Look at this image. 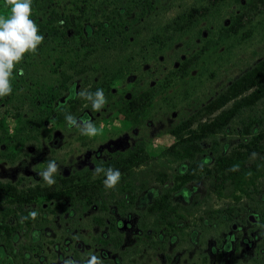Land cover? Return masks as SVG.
I'll return each mask as SVG.
<instances>
[{"label": "rangeland", "instance_id": "1", "mask_svg": "<svg viewBox=\"0 0 264 264\" xmlns=\"http://www.w3.org/2000/svg\"><path fill=\"white\" fill-rule=\"evenodd\" d=\"M44 1L47 10L69 15L78 14L77 10L83 7L96 10L104 2ZM160 2L150 27L146 29L142 23L140 31L123 44L111 71L93 75L104 84L107 103L99 111L92 108L91 102L86 108L91 115L88 120L102 128L101 135L90 138L76 126L65 128L48 123L40 129L43 151L34 153V163L28 164L27 158V164L17 161L12 165L0 156V181L10 190L13 186L23 188L37 181L43 183L41 176L33 180V175L45 170L49 160L59 165L57 174L90 172L93 170L87 169L90 164L105 163L117 154L142 147L141 164L121 172L115 188H106L104 181L101 186L102 196L116 208L136 204V209H143V226L135 230L134 237L116 235V241L121 243L116 242L113 249H104L108 256L103 257V248L94 239L95 210L85 205L84 199L64 206L61 202L42 200L25 204V215L11 224L18 246L30 248L34 243L33 232L39 234L36 249L30 251L36 263L40 256L44 257L41 264H63L59 261L61 257L73 256L75 261L87 262L91 255L99 257L103 264H260L264 260V98L245 122L251 131L245 143L254 145L252 158L258 161L256 170L231 182H221L207 172L195 170L192 179L181 183L184 163L165 154L175 141L170 133L172 127L183 120H190L196 127L217 116L219 111L208 113L205 104L226 94L232 79L264 55V2ZM8 9L4 0H0V15L9 16ZM237 16L242 19L233 31L232 22ZM189 21L195 25L187 27ZM65 54V49L57 47L46 50L44 55H31L24 72L31 88L38 83H53L64 66L58 67L60 55L64 60ZM18 96V90L12 91L3 97L8 103L0 102V118L6 120L9 132ZM133 96L140 98L143 109L135 117L127 113V102ZM241 126L233 123L225 141L216 137L210 142L218 150L224 147L229 152L245 150L238 136ZM150 191L173 196L166 213L146 208ZM6 203L1 196L0 215ZM32 211L38 213L34 220L29 216ZM248 214L259 218L261 224L250 222ZM232 223L236 224L235 230ZM231 232L238 237L236 240H229ZM226 244L230 245L228 250H224Z\"/></svg>", "mask_w": 264, "mask_h": 264}, {"label": "trees", "instance_id": "2", "mask_svg": "<svg viewBox=\"0 0 264 264\" xmlns=\"http://www.w3.org/2000/svg\"><path fill=\"white\" fill-rule=\"evenodd\" d=\"M43 1L32 0L30 18L38 25V34L44 40L38 45L35 54L29 52L24 55L11 77L12 91H19V96L14 100L12 132H9L6 120L0 118V156L12 165L17 161L27 164V158L30 161L28 164L33 163L30 150L40 151L39 134L42 126L55 123L65 128H74L75 126L69 127L67 124L65 116L68 114L77 121L91 118L86 108L91 101L79 96V93L94 94L97 89L105 87L93 75L110 70L119 56L117 52L122 51L123 44L128 43L129 38L140 31L141 24L144 23L146 29L150 27L161 3L160 0H104L96 10L83 7L77 10L78 14L69 15L55 9L47 10ZM209 1L219 3L225 0ZM8 11L10 12V8ZM241 19V16L235 17L232 22L233 31L237 30L235 26L240 24ZM194 25V22L189 21L186 26ZM184 27L185 25L182 26ZM57 47L66 51L64 60L60 55L58 67L64 66L57 79L51 84L38 83L31 88L24 77V72L30 65L28 58L31 55H44L46 50L53 51ZM228 89L226 94L205 104L206 112L219 111L213 119L204 120L196 127L190 120H183L170 130L175 141L166 148L165 154L184 163L185 166H181V183L192 179V172L195 170L207 172L221 182L234 181L256 170L258 161L252 158L255 155L254 145L245 143L251 133L245 122L246 117L257 110L259 102L264 98V55L234 77ZM139 101L140 98L135 96L128 100L127 113L131 117L138 116L143 111ZM0 102L8 103L3 97H0ZM236 122L242 124L238 136L240 145L245 146V150L229 152L227 147L219 150L214 148L210 141L216 137H223L225 141L227 130ZM143 151L142 147L132 149L126 155L109 160L105 169L111 167L123 172L127 169V164L133 166L143 161ZM76 172L56 174V183L52 186L36 183L23 188L13 186L9 190L0 181V197L4 196L7 201L0 215V264L38 263L30 256V251L36 249L34 245L28 248L15 244L16 231L11 223L25 215V204L37 200L75 204L84 197H90L92 183L75 180L79 177ZM82 176L92 177L91 173H84ZM169 198L171 194L163 192L160 197L156 196L151 200V208L166 213ZM115 228L114 224L112 230L117 234ZM38 237L39 234L33 232V241H37ZM66 260H71L74 264H86L83 260L75 261L73 256L59 259L63 264ZM260 264H264V260Z\"/></svg>", "mask_w": 264, "mask_h": 264}, {"label": "clouds", "instance_id": "3", "mask_svg": "<svg viewBox=\"0 0 264 264\" xmlns=\"http://www.w3.org/2000/svg\"><path fill=\"white\" fill-rule=\"evenodd\" d=\"M10 8V15H0V97L10 95L12 92L11 77L15 66L19 64L26 53H36L44 37L39 33L36 22L31 19L32 0H4ZM79 96L91 101L92 108L96 111L107 103L103 89L93 93L80 92ZM69 127L76 126L82 135L95 137L102 134V128H97L91 120L77 121L72 115L65 116ZM60 171L59 165L54 160H49L45 170L38 173L48 186L56 183L55 175ZM95 175L104 173V185L108 189L115 188L120 182L122 173L111 167L105 169L98 166L94 169ZM38 213L32 211L29 216L34 220ZM27 219V217L25 218ZM64 264H74L66 260ZM86 264H103L99 257L91 255Z\"/></svg>", "mask_w": 264, "mask_h": 264}, {"label": "flooded vegetation", "instance_id": "4", "mask_svg": "<svg viewBox=\"0 0 264 264\" xmlns=\"http://www.w3.org/2000/svg\"><path fill=\"white\" fill-rule=\"evenodd\" d=\"M41 146H42V144H41ZM41 151H43V150H41V148H40L39 152H41ZM30 152H31L30 157L32 158V161L34 163L35 157H33V155L35 152H37V150L35 151V150L31 149ZM128 152H126L124 154H117V155L113 156L111 159H115L117 157H120V155H126ZM97 156H100V154L97 153ZM37 158H38V156H37ZM111 159H109V160H111ZM109 160H107V162ZM102 162L103 161L95 162L94 165L90 164L87 169L92 168L93 170H91L90 172L83 171V172L77 173V174H79V177L75 178V180H77V181H89L92 183V186H91V192L92 193H90L91 196L90 197H84L82 199H84L85 205H87V206L90 205L95 210V215H93L92 220H93V223H94V226L96 228L97 233H96V236L94 239L97 242V244L103 248L102 252H101L102 256L107 257L108 254H107L106 250H104V249H111V248L113 249V248L117 247L116 242L121 243V241H119V240L116 241V235L117 234L123 233L124 235H127V237H131V236L134 237V235L136 233L135 230L137 228L138 229L142 228V226H143V219L142 218H143L144 211H143V209H138V208L136 209V204L135 205L132 204L133 206H129V207L124 205L123 208H121V209L116 208V206L113 205L106 196H102L103 188L101 185H102V182L105 180V175H103V173H100L97 176L94 173V169L96 168L95 166L97 164H98L97 167L102 166L103 164H104L103 167H105V164L107 162L106 161H104L105 163H102ZM141 163H139V164H141ZM135 165H137V164H135ZM127 166H128L127 168H129V167H133L134 165L129 166L127 164ZM63 172H65L66 174H73V172L69 173V171H63ZM84 173H91L92 177L87 178L85 176H82V174H84ZM37 179H38V174L33 175V180H37ZM37 182L39 183V181H37ZM42 182L45 183L44 181H42ZM159 195L160 194H158V193L154 194L152 191L149 192L148 198L145 201V206L147 209H151V204H150L151 200L154 197L159 196ZM172 197L173 196L171 195V198ZM50 202H52V201H50ZM53 202H56V201H53ZM61 204H63L61 206H64L66 204H71V203L66 202V203H61ZM249 215H251V214L247 215L248 220H249ZM254 219H255V221L252 223H255L257 225L261 224L259 218H254ZM114 224L116 225L115 232H117V234H115L114 230H112ZM231 228H232V230H235L236 224L232 223ZM263 228H264V225H263ZM194 234L195 233L192 232V234H191L192 238L194 237ZM237 238L238 237L235 236L232 232L229 235L230 241L236 240ZM33 242L34 243L32 245L36 244V241H33ZM77 246H79V243H77ZM37 247H38V245H37ZM229 247H230V245L226 244V246L224 247V250H228ZM213 252L217 253V249H213ZM38 260H39L38 262H40V264H41L44 260V257L42 256V258H41V256H40V258Z\"/></svg>", "mask_w": 264, "mask_h": 264}, {"label": "water", "instance_id": "5", "mask_svg": "<svg viewBox=\"0 0 264 264\" xmlns=\"http://www.w3.org/2000/svg\"><path fill=\"white\" fill-rule=\"evenodd\" d=\"M249 220H250L251 222H254V221H255L253 215H249ZM233 227H234V226H233Z\"/></svg>", "mask_w": 264, "mask_h": 264}]
</instances>
